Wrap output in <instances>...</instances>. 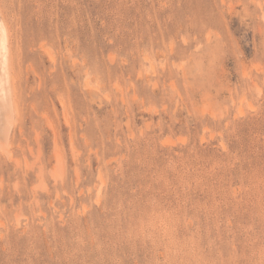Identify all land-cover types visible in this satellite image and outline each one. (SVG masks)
Instances as JSON below:
<instances>
[{
	"label": "rangeland",
	"instance_id": "374dc122",
	"mask_svg": "<svg viewBox=\"0 0 264 264\" xmlns=\"http://www.w3.org/2000/svg\"><path fill=\"white\" fill-rule=\"evenodd\" d=\"M0 6V264H264V0Z\"/></svg>",
	"mask_w": 264,
	"mask_h": 264
},
{
	"label": "bare ground",
	"instance_id": "6f19581e",
	"mask_svg": "<svg viewBox=\"0 0 264 264\" xmlns=\"http://www.w3.org/2000/svg\"><path fill=\"white\" fill-rule=\"evenodd\" d=\"M0 6V93H7V106L14 115V129L20 119L18 91L15 83V71L13 64V50L11 45L10 23L5 19ZM5 106L0 99V109ZM4 119V113L0 112V121ZM13 129V131H14ZM13 131L10 135L0 137V154L12 155ZM12 152V153H11ZM11 154V155H10ZM6 155V156H7ZM12 157V156H11ZM10 157V158H11ZM60 159V157H57ZM61 160V159H60ZM58 161V160H57Z\"/></svg>",
	"mask_w": 264,
	"mask_h": 264
},
{
	"label": "clouds",
	"instance_id": "9594fccd",
	"mask_svg": "<svg viewBox=\"0 0 264 264\" xmlns=\"http://www.w3.org/2000/svg\"><path fill=\"white\" fill-rule=\"evenodd\" d=\"M7 93H0V99L4 100V108L0 112L4 113V119L0 121V137L10 135L14 129V115L7 106Z\"/></svg>",
	"mask_w": 264,
	"mask_h": 264
}]
</instances>
